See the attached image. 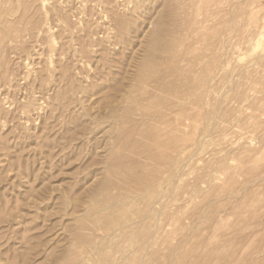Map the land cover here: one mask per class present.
<instances>
[{
    "label": "rangeland",
    "instance_id": "rangeland-1",
    "mask_svg": "<svg viewBox=\"0 0 264 264\" xmlns=\"http://www.w3.org/2000/svg\"><path fill=\"white\" fill-rule=\"evenodd\" d=\"M184 1L0 0V264H264V0H222L234 53L205 128L171 111L197 68L175 57Z\"/></svg>",
    "mask_w": 264,
    "mask_h": 264
},
{
    "label": "bare ground",
    "instance_id": "bare-ground-1",
    "mask_svg": "<svg viewBox=\"0 0 264 264\" xmlns=\"http://www.w3.org/2000/svg\"><path fill=\"white\" fill-rule=\"evenodd\" d=\"M3 1V0H2ZM184 1V0H183ZM187 1V0H186ZM192 1V0H191ZM193 1H196L195 3H196V10L192 13H190V15L189 14H186V16H187V18L183 21L184 23V27L185 28H183L184 30H186V32L187 33H189V32H192L193 33V35H194V37H193V42H190V41H188L187 40V38H188V35L189 34H183L184 35V38L183 39H181V41H182V46H179L178 45V48H179V50H180V52H182V54H180L179 53V51H177L176 50V56H175V54H173L175 57H177V55L178 56H181V57H183V55L185 56V57H183V60H186V55H187V58H188V54L191 52H194L195 54V56H194V60L193 61H195V63H193V64H195L196 66L195 67H197L196 68V71L194 72L193 70H195L194 68H193V70H191V72H192V74H194L193 76H194V80H193V82H194V86L192 85V87H193V89H190L191 91V93H192V95H191V97H192V100L189 102V100H190V97H189V99H188V101L187 102H185V101H180L179 102V98H178V100L177 101H175V102H178V103H174V101H173V104L171 105L172 107H171V111L175 108V110L174 111H172V113L174 112V114H179V115H181L182 117H183V119L185 120V122H189L187 125H189V124H193L194 126H199V124L200 125H202V126H204L206 123H208V124H210V114H208L207 115V113H205V108L207 107V103H208V97L210 96V93H212V91H213V87L215 86L214 85V83L215 82H213V81H215L214 79H215V75H216V73L218 74V71L220 70V66L221 65H224V64H226V63H224L226 60H227V57H228V55L229 56H231V52H232V50L230 51V49L232 48L231 47V43H232V36L233 35H231V32L232 31H230L229 32V27H227V23H228V21H226V19H223L224 17V15L226 16V14L227 13H229V11L228 10H226L225 8H222V0H193ZM5 2V1H4ZM185 2V1H184ZM183 2V3H184ZM228 2H229V0H228ZM14 3V2H13ZM23 3V2H22ZM176 3V2H175ZM183 3H181V4H183ZM214 4H218V5H220V7H219V9L218 10H215V8H217V7H214ZM225 4V3H224ZM21 5V4H20ZM185 5H187V4H185ZM189 5V4H188ZM195 5V4H194ZM229 5V4H228ZM248 5V4H247ZM26 6V5H25ZM174 6V5H173ZM217 6V5H216ZM253 6V5H252ZM251 6V3H250V7H252ZM259 6V5H258ZM263 6V5H262ZM249 7V8H250ZM176 9H177V7H175ZM181 8H183V7H181ZM228 8V7H227ZM253 8V7H252ZM256 8V7H255ZM259 8V11H260V6L258 7ZM264 8V7H263ZM175 9V10H176ZM262 9V8H261ZM4 10V9H3ZM23 10H24V8H23ZM171 10V9H170ZM181 10V9H180ZM189 10V9H188ZM187 10V11H188ZM208 11L209 12V14L208 15H206L204 12L205 11ZM240 10V9H239ZM239 10H238V12H239ZM256 10V9H255ZM258 10V9H257ZM5 11V10H4ZM258 11V12H259ZM25 12V11H24ZM173 12H175L174 10H173ZM172 12V13H173ZM180 12H182V11H180ZM179 12V13H180ZM241 12V11H240ZM23 13V12H22ZM177 13H178V11H177ZM233 13V12H232ZM254 13H256V12H254ZM175 14V13H174ZM183 14V13H182ZM247 14V13H246ZM245 14V15H246ZM179 15H181V13L179 14ZM234 15V18H233V20H234V22H235V29L236 28H238V29H236L237 31L239 30V29H241V33H239L238 32V34L237 35H235V36H237V38H243V37H245L244 36V34H247V37H249L248 36V32H246V31H243V26L244 25H246L247 23H245L244 21H241L242 19L240 18L241 17V15L239 16V18L238 17H235V14H233ZM232 15V16H233ZM253 16L252 17H254L255 18V15L254 14H252ZM119 17H120V15H118ZM178 16V15H177ZM182 16V15H181ZM184 16V15H183ZM183 16H182V18H183ZM192 16H195L194 18L192 17ZM231 16V15H230ZM258 16V15H257ZM256 16V18H258ZM260 16V15H259ZM180 17V16H179ZM229 17V16H228ZM247 17V16H246ZM245 17V18H246ZM261 17V16H260ZM259 17V18H260ZM5 18V17H4ZM3 18V19H4ZM227 18V17H226ZM244 18V17H243ZM253 18V19H254ZM256 18L254 19V20H256ZM258 18V19H259ZM120 18H118V20H119ZM179 19H181V18H179ZM241 19V20H240ZM123 20V19H122ZM244 20V19H243ZM246 20H247V18H246ZM260 20V22L262 23V19L260 18L259 19ZM259 20H257V24H259ZM6 21V20H5ZM181 21V20H180ZM231 21V20H230ZM240 21L242 22V23H240ZM124 22V21H123ZM182 22V21H181ZM180 22V23H181ZM232 22V21H231ZM243 22H244V24H243ZM248 22L250 23V19L248 20ZM252 22V21H251ZM256 22V21H255ZM2 23V25L4 26L5 24H3V21L1 22ZM177 23H179V22H177ZM195 24V26H194V28L192 29V30H189L188 28H189V25L190 24ZM261 23H260V26H261ZM264 23V22H263ZM262 23V24H263ZM120 24H121V22H120ZM159 24H161V23H159ZM183 24H181V25H183ZM228 24H231V23H228ZM163 25V24H162ZM180 25V24H179ZM0 26H1V24H0ZM256 26V25H255ZM163 27V26H162ZM182 27V26H181ZM180 27V28H181ZM225 27H227V28H225ZM4 28V27H3ZM225 28V29H224ZM231 28V27H230ZM256 28V27H255ZM159 29V28H158ZM164 29V28H163ZM258 29H260L259 28V26H258V28H257V30ZM5 30V29H4ZM176 30H178V29H176ZM181 30V29H180ZM231 30H233V29H231ZM252 30H255V29H252ZM12 31V30H11ZM15 31H16V27H15ZM159 31V30H158ZM160 31H163V30H160ZM183 31V30H182ZM164 32V31H163ZM173 32V31H172ZM176 32V31H175ZM180 32V31H179ZM243 32H245V33H243ZM253 32V31H252ZM255 32V31H254ZM4 32H3V30H2V28H0V51L2 52V49H5V48H3L4 46V35L5 34H3ZM156 33H158V32H156ZM160 34L159 35H161V33L162 32H159ZM184 33H185V31H184ZM155 34V33H154ZM173 34V33H172ZM156 35V34H155ZM255 35V34H254ZM257 35V34H256ZM20 36V35H19ZM22 36V35H21ZM154 36V35H153ZM157 36V35H156ZM158 37H160V36H158ZM178 37V36H177ZM183 37V36H182ZM16 38V37H15ZM23 38V37H22ZM158 39V38H157ZM180 39V38H179ZM246 39L247 38H245V41H246ZM252 39H254V38H252ZM14 40V39H13ZM12 40V41H13ZM21 40V39H20ZM154 40V39H153ZM236 39H234L233 41H235ZM238 40V39H237ZM171 41V40H170ZM178 41V40H177ZM187 41H188V43H187ZM239 41H242V40H239ZM248 41V40H247ZM156 42V41H155ZM175 43H176V41H174ZM238 42V41H237ZM251 42V41H250ZM243 44H245L244 42H242ZM3 44V45H2ZM156 44H159V43H156ZM178 44V43H177ZM234 44H236V42L234 43ZM242 44V45H243ZM155 45V44H154ZM171 44H169V47H170V49H171V46H170ZM239 45H241V44H239ZM158 46V45H157ZM168 46V45H167ZM244 46V45H243ZM153 47V46H152ZM155 47H156V45H155ZM159 47H161V46H159ZM158 47V48H159ZM163 47H165V46H163ZM173 47V46H172ZM181 47V48H180ZM236 47H237V45H236ZM239 47V46H238ZM240 48V47H239ZM242 48V50H244L243 49V47H241ZM175 49V48H174ZM173 49V50H174ZM176 49H177V47H176ZM237 49V48H236ZM155 50V49H154ZM157 50V49H156ZM164 50H166L165 48H164ZM169 50V49H168ZM240 50V49H239ZM6 51V50H5ZM153 51V50H152ZM171 51V50H170ZM235 51V50H234ZM239 52H241V51H239ZM153 53H155V52H153ZM171 53V52H170ZM172 53H175V52H172ZM232 53H234V52H232ZM235 53H238V51L236 52L235 51ZM241 54V53H240ZM172 55V54H171ZM6 56V55H5ZM168 56H170V55H168ZM190 56H193L192 54L190 55ZM181 57L179 58H177V59H181ZM171 58V57H170ZM169 60V59H168ZM175 60V58H172V60L171 61H174ZM177 61V60H176ZM181 61V60H180ZM186 61H188V60H186ZM185 61V62H186ZM146 62V61H145ZM184 62V63H185ZM147 63H149V62H147ZM152 63V62H151ZM177 63V62H176ZM183 63V64H184ZM173 64V63H172ZM180 64V63H179ZM153 65V64H152ZM175 65V64H174ZM178 65V64H177ZM180 65H182V64H180ZM179 65V66H180ZM185 65V64H184ZM187 65H189V64H187ZM143 66V65H142ZM191 66V65H190ZM193 66V65H192ZM145 67H147V66H145ZM149 67H150V65H149ZM177 67V66H176ZM189 67V66H188ZM222 67V66H221ZM144 68V67H143ZM173 68H175V66L173 67ZM183 68V67H182ZM191 68V67H190ZM154 69V68H153ZM179 69H181V68H179ZM192 69V68H191ZM174 70V69H173ZM177 70V69H176ZM185 70V69H184ZM188 70V69H187ZM190 70V69H189ZM149 71V70H148ZM147 72V71H146ZM171 72V71H170ZM157 73V72H156ZM155 73V74H156ZM161 73V72H160ZM183 73V72H182ZM165 74V73H164ZM167 74V73H166ZM162 76V75H161ZM160 76V77H161ZM167 76V75H166ZM188 76V75H187ZM193 76H192V78H193ZM149 77V76H148ZM163 79H165V76L163 75ZM184 77V76H183ZM217 77H218V75H217ZM6 70H4V63H2V55L0 54V87L3 85V82L6 80ZM191 78V77H190ZM148 79V78H147ZM188 79H189V77H188ZM218 79V78H217ZM216 79V80H217ZM152 80V79H151ZM174 80V79H173ZM190 80V79H189ZM218 81V80H217ZM162 82V81H161ZM165 82H166V80H165ZM171 83V82H170ZM169 83V84H170ZM175 83V82H174ZM157 84H158V82H157ZM165 84V83H164ZM178 84V83H177ZM193 84V83H192ZM212 84L214 85L213 87H212ZM216 84V83H215ZM175 85V84H174ZM173 85V86H174ZM161 86H162V83H161ZM166 86H167V84H166ZM191 86V85H190ZM171 87V86H170ZM192 87H190V88H192ZM167 88H169V87H167ZM162 89V88H161ZM171 89H172V87H171ZM165 90H166V88H165ZM168 90V89H167ZM172 90H174V89H172ZM177 91V90H176ZM188 91V90H187ZM144 92V91H143ZM166 92V91H165ZM186 92V91H185ZM189 92V93H190ZM182 93V92H181ZM190 93V94H191ZM152 94V93H151ZM180 94V93H179ZM190 94H189V96H190ZM244 95V94H243ZM149 96V95H148ZM173 96V95H172ZM186 96V95H185ZM159 98V97H158ZM157 98V99H158ZM145 99V98H144ZM173 99V98H172ZM171 99V100H172ZM182 99V98H181ZM228 100V99H227ZM230 101V100H229ZM259 101H261V100H259ZM1 102V101H0ZM138 102H139V100H138ZM145 102V101H144ZM182 102V103H181ZM262 102V101H261ZM163 103H164V101H163ZM166 103V102H165ZM257 104V103H256ZM261 104V103H260ZM144 105V104H143ZM159 105V104H158ZM170 105V104H169ZM25 106L26 105H22V106H19L18 108H20V109H22V108H25ZM165 106V105H164ZM170 107V106H169ZM176 107H177V109H176ZM150 108V107H149ZM173 108V109H172ZM246 108V107H245ZM4 109V108H3ZM158 109V108H157ZM166 108H164V110H165ZM207 110V109H206ZM240 111V110H239ZM216 112V111H215ZM234 112V111H233ZM242 112V111H241ZM159 113V112H158ZM131 114V113H130ZM147 114V113H146ZM168 114H170V113H168ZM173 114V115H174ZM161 116V115H160ZM168 116V115H167ZM171 116V115H170ZM176 116V115H175ZM180 116V117H181ZM154 117H155V115H154ZM179 117V116H178ZM1 118V117H0ZM156 118V117H155ZM171 118V117H170ZM169 118V119H170ZM174 118H177V117H174L173 116V123H172V121L170 122V121H168L167 119V121L169 122V123H167V121L166 120H164V121H166V123H167V126H168V124H169V128L172 130L173 128H175L176 130H178V126L180 125V123L178 122L179 120H177L176 121V119H175V121L177 122H175L174 123ZM187 119V121H186V119ZM181 119V118H180ZM237 119H239V118H237ZM2 119H0V123L2 124V121H1ZM143 120V119H142ZM171 120V119H170ZM240 120H242V119H240ZM157 121H159V120H156V122ZM248 122L247 120H242V122ZM136 122V121H135ZM181 122V121H180ZM235 122H237V121H235ZM147 123V122H146ZM179 123V124H178ZM241 123V122H240ZM251 122L249 121V124H250ZM148 124V123H147ZM183 124V123H182ZM151 125V124H150ZM166 125V124H165ZM192 125V126H193ZM212 125H213V123H212ZM233 125V124H232ZM235 125V124H234ZM240 125H244V123L243 124H240ZM246 125V124H245ZM247 125H248V123H247ZM2 126V125H1ZM154 126H156V125H154ZM181 126V125H180ZM184 126H185V124H184ZM242 126L241 127H239V128H242ZM139 127V126H138ZM171 127H173V128H171ZM206 126H204V128H205ZM233 127V126H232ZM238 127V126H237ZM244 128L246 127V126H243ZM158 128H160L159 126H158ZM166 128H168V127H166ZM181 128V127H180ZM183 128V127H182ZM136 129V128H135ZM154 128H152V130H153ZM145 130V129H144ZM156 130V129H155ZM170 130V131H171ZM180 130V129H179ZM185 130V129H184ZM236 130V129H235ZM140 131V130H139ZM146 131V130H145ZM166 130L164 129V132H165ZM167 131H169V130H167ZM165 132L167 135H168V133H169V135H170V133L172 134L171 135V138H169L170 136L168 135V136H164L163 134H161V133H164V132H160L159 133V131L157 132H155V131H152L153 133H152V137H153V139H154V141L156 142V143H158V144H156V145H159L160 147H161V144H159V142L160 143H162V144H168L167 143V140L169 139V146H171V144L173 145V146H175V145H177V144H179L182 140H181V138L179 137L180 135H178V137L180 138V142L178 141L179 140V138L177 137V135H176V137H175V134H174V137L175 138H173V133L172 132ZM228 131V130H227ZM132 132V131H131ZM173 132H174V129H173ZM177 132V131H176ZM175 132V133H176ZM240 132V131H239ZM246 132V131H245ZM234 133V132H233ZM243 133V132H242ZM150 135H151V133H149ZM184 134V133H183ZM130 135H132V134H130ZM196 135V134H195ZM229 135V134H228ZM231 135V134H230ZM245 135V134H244ZM145 136V135H144ZM232 136V135H231ZM240 136V135H239ZM239 136H238V138H239ZM243 136V135H242ZM140 137V136H139ZM142 137V136H141ZM196 137V136H195ZM247 137V136H246ZM151 138V137H150ZM177 138H178V140H177ZM131 139V138H130ZM133 139V138H132ZM140 139V138H139ZM237 139V138H236ZM240 139V138H239ZM122 140V139H121ZM179 142V143H177L176 144V142ZM129 142H130V140H129ZM148 142H150V141H148ZM120 144V143H119ZM181 144V143H180ZM132 145H134V144H132ZM131 146V145H130ZM159 146H157V147H159ZM134 147V146H133ZM155 147V146H154ZM159 147V149H161ZM167 147V146H166ZM244 147V146H243ZM246 147V146H245ZM244 147V148H245ZM127 148V147H126ZM140 148V147H139ZM138 148V149H139ZM147 148V147H146ZM168 148V147H167ZM171 148V147H170ZM242 148V147H241ZM252 148V147H251ZM137 149V150H138ZM145 149V148H144ZM156 149V148H155ZM162 149H164V148H162ZM160 150V153H162V151L163 150ZM247 149V148H246ZM246 149L245 150H243V151H246ZM152 149H150V150H148L149 152H152L153 150H154V148H153V150L151 151ZM157 150V149H156ZM155 150V151H156ZM241 150V149H240ZM248 150V149H247ZM147 151V152H148ZM167 151V150H166ZM242 151V153L241 154H243L244 152ZM248 151H251V150H248ZM158 152V151H157ZM157 152L155 153H153V154H156V155H158L157 154ZM163 152H165V151H163ZM247 152V151H246ZM245 152V153H246ZM159 153V152H158ZM240 153V152H239ZM258 153V152H257ZM260 153V152H259ZM140 154V153H139ZM138 154V155H139ZM145 154V153H144ZM148 154V153H147ZM150 154V153H149ZM163 154V153H162ZM165 155H166V153H164ZM240 154V155H241ZM254 154V153H253ZM263 154V153H262ZM155 155V156H156ZM160 155V154H159ZM247 155V154H246ZM137 156V155H136ZM135 156V157H136ZM143 156V155H142ZM148 156V155H147ZM248 156V155H247ZM151 157H152V155H151ZM157 157V156H156ZM242 157H244V156H242ZM140 158V157H139ZM139 158H137V159H139ZM143 158V157H142ZM145 158V157H144ZM256 159V158H255ZM260 159V158H259ZM150 160V159H149ZM239 160H240V157H239ZM247 160H249L248 159V157H247ZM136 161V160H135ZM260 161H261V159H260ZM259 161V162H260ZM130 162V161H129ZM143 162V161H142ZM143 164H144V162H143ZM161 164V163H160ZM245 164V163H244ZM243 164V165H244ZM116 165V164H115ZM148 166H149V164H147ZM249 165H251V164H249ZM260 165V164H259ZM126 166V165H125ZM133 166H135V165H133ZM142 166V165H141ZM147 166V167H148ZM152 166H153V164H152ZM124 167V166H123ZM147 167H146V169H147ZM159 167V166H158ZM259 167V166H258ZM234 168V167H233ZM232 168V169H233ZM252 168V167H251ZM116 169V168H115ZM114 169V170H115ZM118 169V168H117ZM139 169V168H138ZM256 169V168H255ZM126 170V169H125ZM248 170H249V168H248ZM251 170V169H250ZM121 172V170H118V172ZM136 171H140L141 172V170H136ZM149 171V170H148ZM158 171H159V169H158ZM255 171V170H254ZM117 172V173H118ZM139 172V173H140ZM129 173V172H128ZM131 173H132V171H131ZM151 173V172H150ZM154 173V172H153ZM127 174V173H126ZM135 175H136V172H135ZM140 175V174H139ZM146 175V174H145ZM150 175H152V174H150ZM149 175V176H150ZM155 176H156V174H154ZM251 175V174H250ZM254 175V174H253ZM128 176V175H127ZM138 176V175H137ZM143 176H144V174H143ZM147 176V175H146ZM154 176V177H155ZM117 177H118V175H117ZM123 177H125V176H123ZM130 178V177H129ZM128 178V179H129ZM135 178V177H134ZM144 178V177H143ZM123 179V178H122ZM126 180H127V178H126ZM139 180V179H138ZM140 180H142V179H140ZM144 180H146V179H144ZM236 180V179H235ZM124 181H125V178H124ZM132 181V180H131ZM135 181V180H134ZM137 181V180H136ZM148 181H150V180H148ZM234 181V180H233ZM237 181V180H236ZM138 182V181H137ZM145 182V181H144ZM147 182V181H146ZM145 182V183H146ZM132 183V182H131ZM141 183V182H140ZM140 183H138V184H140ZM142 183H143V181H142ZM238 183V182H237ZM150 184V183H149ZM130 185V184H129ZM260 185V184H259ZM146 186V185H145ZM155 186V185H154ZM256 186V185H255ZM136 187V186H135ZM139 187H141V185L139 186ZM152 187V186H151ZM261 187V186H260ZM232 188V187H231ZM256 188V187H255ZM136 189V188H135ZM260 189V188H259ZM137 190V189H136ZM146 190V189H145ZM150 190V189H149ZM144 191V190H143ZM247 191V190H246ZM254 191V190H253ZM256 191V190H255ZM260 190H258V192H259ZM262 191V190H261ZM264 191V190H263ZM248 192V191H247ZM249 193V192H248ZM255 193V192H254ZM263 194H260V193H258L255 197V201H257V202H259V201H261L262 200V198H263ZM250 197V196H249ZM253 197V196H252ZM252 199V198H251ZM264 199V198H263ZM126 201V200H125ZM254 201V202H255ZM262 203H263V201H262ZM264 204V203H263ZM159 213V212H158ZM259 214V210L257 211H255L254 212V215L253 216H257ZM103 222V221H102ZM90 230V229H89ZM144 232V231H143ZM80 233V232H79ZM152 233V232H151ZM80 235H82V234H80ZM150 236V235H149ZM153 237V236H152ZM166 238H164L163 240L164 241H166L165 240ZM146 241V240H145ZM144 241V242H145ZM147 243V242H146ZM129 254V253H128ZM194 254V253H193ZM141 255V254H140ZM184 255H186V253L184 254ZM183 257V256H182ZM169 259V258H168ZM197 259V258H196ZM195 259V260H196ZM139 260V259H138ZM148 260V259H147ZM146 260V261H147ZM145 261V260H144ZM143 261V262H144ZM184 261V260H183ZM182 261V262H183ZM149 262V261H148ZM191 262H193V261H191ZM197 262V261H196ZM141 264V263H140ZM175 264H176V262H175Z\"/></svg>",
    "mask_w": 264,
    "mask_h": 264
}]
</instances>
